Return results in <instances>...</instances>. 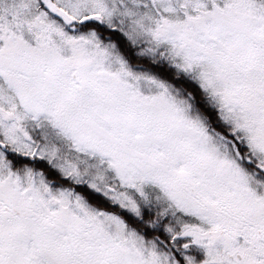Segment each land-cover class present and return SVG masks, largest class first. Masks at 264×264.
<instances>
[{
	"label": "snow or ice",
	"instance_id": "obj_1",
	"mask_svg": "<svg viewBox=\"0 0 264 264\" xmlns=\"http://www.w3.org/2000/svg\"><path fill=\"white\" fill-rule=\"evenodd\" d=\"M0 264H264V0H0Z\"/></svg>",
	"mask_w": 264,
	"mask_h": 264
}]
</instances>
